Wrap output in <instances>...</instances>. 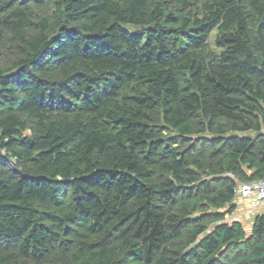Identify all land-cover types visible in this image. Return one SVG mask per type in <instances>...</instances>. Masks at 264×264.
<instances>
[{
  "label": "trees",
  "instance_id": "trees-1",
  "mask_svg": "<svg viewBox=\"0 0 264 264\" xmlns=\"http://www.w3.org/2000/svg\"><path fill=\"white\" fill-rule=\"evenodd\" d=\"M263 177L264 0H0V264H264Z\"/></svg>",
  "mask_w": 264,
  "mask_h": 264
},
{
  "label": "built area",
  "instance_id": "built-area-1",
  "mask_svg": "<svg viewBox=\"0 0 264 264\" xmlns=\"http://www.w3.org/2000/svg\"><path fill=\"white\" fill-rule=\"evenodd\" d=\"M2 153L5 154L4 151ZM234 195V203L238 199L246 200L254 215H256V212L264 211V177L247 183L237 182Z\"/></svg>",
  "mask_w": 264,
  "mask_h": 264
},
{
  "label": "rangeland",
  "instance_id": "rangeland-1",
  "mask_svg": "<svg viewBox=\"0 0 264 264\" xmlns=\"http://www.w3.org/2000/svg\"><path fill=\"white\" fill-rule=\"evenodd\" d=\"M214 36L215 32H212L209 40H208V48L207 51H210L211 53H217L218 50L214 46ZM236 205V210L232 215H225L224 219L226 221H232V220H237L241 222L244 230L246 233L250 232L252 220L254 218L253 211L250 210L249 204L246 200L243 199H238L235 203Z\"/></svg>",
  "mask_w": 264,
  "mask_h": 264
},
{
  "label": "crops",
  "instance_id": "crops-1",
  "mask_svg": "<svg viewBox=\"0 0 264 264\" xmlns=\"http://www.w3.org/2000/svg\"><path fill=\"white\" fill-rule=\"evenodd\" d=\"M257 213V212H256ZM255 216V215H254Z\"/></svg>",
  "mask_w": 264,
  "mask_h": 264
}]
</instances>
